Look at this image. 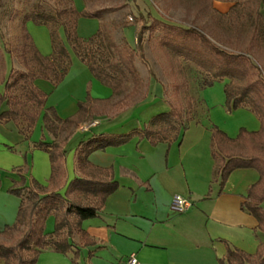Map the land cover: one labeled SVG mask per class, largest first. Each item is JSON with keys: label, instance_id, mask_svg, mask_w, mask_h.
Listing matches in <instances>:
<instances>
[{"label": "trees", "instance_id": "16d2710c", "mask_svg": "<svg viewBox=\"0 0 264 264\" xmlns=\"http://www.w3.org/2000/svg\"><path fill=\"white\" fill-rule=\"evenodd\" d=\"M221 1L229 2L230 6L218 16L234 34L233 39L224 40L225 46L218 45L198 28L159 19L150 12L146 17L139 16L142 28L136 33V47L124 39L119 43L114 40L100 10L82 13L100 21L96 33L86 39L76 34V22L81 13L72 4L68 9L50 12L42 4L34 3L22 16L19 56L25 70L11 68L1 81L0 123L14 124L23 139L28 140L41 119L43 129L54 140L41 139L33 144L34 149L48 155V188L37 183L25 187L21 182L9 190L19 199V206L15 222L0 231V237L9 241L0 240V264H36L38 257L48 250L69 255L71 264H78L80 249L93 245L82 223L96 218L107 198L119 188L112 169L93 166L89 156L109 147L122 146L134 138L146 140L152 147L170 144L195 121L196 101L185 96L183 101H166L168 111L152 116L142 128L123 134H97L80 141L75 149V168L81 176L69 181L65 192L59 193L58 188L66 183L67 141L80 123L103 114L97 106L103 101L87 94L85 101L77 104L74 116L61 119L54 108L46 106L48 95L35 85V81L43 79L58 86L70 69V49L93 78L109 87L114 96H121L110 106L118 114L136 101L144 102L150 95L135 65L137 59L143 62L142 37L148 30L158 32L160 49L198 70L202 75L201 89L216 81H225L223 92L227 111L245 109L258 120V131L240 129L235 138H229L215 126L210 127V156L216 166L220 191L235 170L257 172L258 180L249 186L239 207L255 219L256 229L264 233V55L262 64L253 54L254 50L264 49V20L259 11L264 0ZM27 22L49 27L51 53L48 56L41 55L34 46L25 27ZM59 29L63 30L64 39L59 36ZM245 34L249 38L246 46L241 41ZM2 65L0 57V73ZM129 83L131 87H127ZM184 87L185 84L174 85L176 99V94ZM62 133L64 136L59 138ZM49 217H53L54 226L51 233H46L45 223ZM222 242L226 254L219 264H264L263 245L250 255Z\"/></svg>", "mask_w": 264, "mask_h": 264}, {"label": "crops", "instance_id": "0c3cea01", "mask_svg": "<svg viewBox=\"0 0 264 264\" xmlns=\"http://www.w3.org/2000/svg\"><path fill=\"white\" fill-rule=\"evenodd\" d=\"M229 6L230 4L222 13H225ZM259 11L264 20V3L259 5ZM99 23L98 20V25ZM122 32L125 38L124 28ZM85 68L77 67V74L74 72L75 75H82L83 84L78 87L72 86L70 93H67L65 97H53L57 86L51 82L43 79L35 81V85L48 95L49 107L54 108L59 118L66 119L74 116L78 110L77 104L85 101L87 92L92 99L103 101L97 105L98 108L103 109V114L95 116L89 123L98 122L101 119L112 121L119 118V115L125 113L126 110L135 109L143 103L136 101L118 114L111 112L110 106L121 96H114L109 87L93 78ZM71 72L70 68L68 74ZM146 85H148L150 95L154 93L163 99L161 84L148 81ZM129 86L128 84L127 87ZM196 101L203 112V100L197 98ZM129 120L117 126L109 125L106 128L97 123L87 131H82L81 127L89 125L88 122L80 123L69 137L65 147L66 151L71 141L79 134H87L100 126L102 128L93 135L123 134L125 130L122 129ZM194 123H198V118L191 124ZM7 125L13 126L20 140H23L12 123H0V130H2L1 127ZM35 132L39 135L32 137L31 141H25L26 147L24 145L22 147L25 148V154L27 151L30 153V155L26 154V157L29 155L27 163L30 165L27 171L29 174L31 171L35 173V178L39 181L41 174H37L36 163L39 164L40 169L43 168V175L46 176L50 175V164L47 157L36 152L32 146L41 139L45 142H52L54 139L43 129L41 119L33 129V134ZM63 136L62 133L59 138ZM182 141L177 146L173 143L169 146L159 144L152 147L146 140L139 141L134 138L122 146L109 147L89 156V162L93 166L112 169L113 179L119 184V188L107 198L102 212L96 218L82 223V228L92 239L93 245L80 249L78 264H122L130 255L136 256L138 264H216L215 261L226 254V249L218 242L219 240L226 241L231 247L250 255L259 245L264 246V233L256 229L255 219L239 207L249 186L258 180L257 172L251 169L235 170L236 173L242 172L240 184L226 186L222 193H218L214 198H212L213 191L208 200L213 202L214 207L209 208L205 205L207 202L205 195L210 176L207 173L203 176L193 175L192 165L181 158L177 150L181 147ZM197 143L198 141H194L190 146L193 148ZM12 145L10 139L0 134V158L5 156L13 159L15 157L11 154L14 150ZM203 146L205 157L206 154H210V149H207L206 142ZM162 148L163 150L167 148L164 165L163 160H157L158 157L154 156V152L158 150L162 153ZM75 149L67 152L66 169L67 172L71 170V174L67 175V181L81 176L75 168ZM174 155H177V158H174ZM215 170L216 166L213 163L212 170H210L213 178ZM2 176L0 172V182H2ZM43 179V181H48L49 178ZM1 187L0 183V190ZM174 197L188 200L191 207L185 212H177L173 203ZM262 206L264 208V203ZM2 229L0 226V231ZM209 246H213L214 255L208 251ZM204 250L210 254L202 253ZM36 264H71V261L69 255H61L48 250L38 257Z\"/></svg>", "mask_w": 264, "mask_h": 264}, {"label": "rangeland", "instance_id": "374dc122", "mask_svg": "<svg viewBox=\"0 0 264 264\" xmlns=\"http://www.w3.org/2000/svg\"><path fill=\"white\" fill-rule=\"evenodd\" d=\"M34 3L42 4L43 8L50 12L60 9H68L72 4L74 8L81 13L77 21L76 33L78 37L84 39L89 38L96 33L98 29V20L96 18L86 17L82 13L85 11L95 12L99 10L101 12L103 11L102 16L104 22L111 30L114 40L119 43L123 39H126L129 45L135 47V34L142 28V22L140 21L139 16L143 15L146 17L147 12H150L154 17L159 19L174 22L185 27L198 28L220 46H225V39L234 38L232 30L218 16V14H222L230 4L229 2L221 0H0V57L3 59L0 73V91L3 90V84H1V81L6 78L11 68L25 70L19 56V47L22 42L20 23L22 16ZM147 20L150 23L151 20ZM25 27L33 44L37 47L39 52L45 56L49 55L51 52L49 27L38 26L32 22H27ZM123 28L125 38L123 37ZM58 34L64 39L62 29H59ZM157 34L158 32L152 30H148L143 34V62L137 59L135 65L139 72V76L143 81L144 89L148 87V85H146L148 81L158 82L162 87L163 99L156 96L154 93H151L148 99L137 108L126 110L125 113L119 115V118L112 121L101 119L98 123L106 128L109 125L117 126L119 123L121 124L125 120L130 119L122 129L125 130L123 133H128L132 129H139L147 125L152 116L168 111L169 106L166 101H172L173 103L177 102L178 99L183 101L185 96H188L195 101L197 98L203 100L204 113L202 112V109H199L197 105L198 102L196 101L195 110H198L194 113L195 118H198V123L190 124L188 129L184 133H181L175 141L166 145L169 146L176 143L177 146L183 140L181 147L177 150H179V156L192 165L194 172L193 175L203 176L204 173L209 174L210 177L207 186L209 189L206 188L207 193L205 199H207V202H205V205L210 208V206H213V202L208 199L211 198L213 191L214 195L212 198L218 193H222L226 186H237L242 180V172L231 173L220 191L219 181L216 176L213 178L210 171L213 166L211 156L210 154H206L205 157L203 155L204 142L207 143V149H210V127L215 126L229 138H235L240 129H244L248 132H255L260 129V124L255 116L245 109H237L231 112L227 111L225 107V95L223 92L225 81H216L212 86L201 89L200 82L202 75L193 65L184 63L181 60H176L170 53L160 49L157 44ZM241 41L246 46L249 41L248 36L246 34L242 36ZM242 49H244V46ZM68 50L71 59L70 68L72 72L66 75L64 80L57 86V90L53 97H65L67 93H70L72 86L78 87L83 84L82 75H75V73L77 67L85 68V66L75 57L70 49ZM260 50H254L253 54L258 62L263 64L264 51ZM175 84H185V87L176 94L178 95L177 99L174 97L173 93ZM129 85V87H131L130 83ZM86 87H88V85ZM86 89L88 90V88ZM87 94L88 92L86 93V96ZM46 105L49 107V102H47ZM100 109L101 108H99V111ZM111 112L115 114L117 113L115 110H111ZM89 122L91 121H88L87 124H89ZM101 126L92 129L87 134H79L75 137L69 144L67 152L70 149L74 150L80 141L93 136V133L102 128ZM1 129L0 134L8 140L10 139L13 143L12 146L14 147V150H12L11 154L15 156L13 159L5 156L0 158V172L3 175L1 179L2 182H0L2 184V189L0 190V220H2V222L0 221V226L4 228L5 224L6 226H10L15 222L19 206V199L17 196L9 192L14 184L18 183L20 185L22 182L21 185L31 187L33 183H37L40 186L48 188L49 179H47L48 181H43V178H49L50 175H43V168L40 169L38 163H36L38 169L37 174L42 175V177L39 175V181L35 178V173L31 171L29 174L27 171L29 165L27 162L30 153L26 150V154H29L26 157L24 151L25 148L22 146L24 145V147H26L25 141H31L34 137H37L39 135L37 132L34 134L32 132L29 139H23V141L20 140V137L13 126L7 125L1 127ZM194 141H198V143L192 148L190 145H192ZM35 150L36 152L45 155L48 159L46 153L37 149ZM166 150L167 148L164 150L162 148V153L159 152V150L158 152H154V156L158 157L157 160H163V165L167 158ZM174 158H177V155H174ZM17 170H20V173H18ZM68 174H71V170L67 172L65 161L66 183L58 188L60 194H63L66 190V185L69 182L67 181ZM53 226V217H49L45 223V232L51 233L53 231ZM0 240L7 243L9 242L2 237H0ZM222 241L223 240H219L218 242L224 245L226 249V246ZM218 248H221V246H218ZM208 251H211L213 255L215 254L213 246H211ZM208 251L204 250L202 253L210 254ZM224 256L220 257V259L224 258ZM220 259L216 260L215 263L219 264L218 261Z\"/></svg>", "mask_w": 264, "mask_h": 264}, {"label": "built area", "instance_id": "2783aa9c", "mask_svg": "<svg viewBox=\"0 0 264 264\" xmlns=\"http://www.w3.org/2000/svg\"><path fill=\"white\" fill-rule=\"evenodd\" d=\"M97 123L98 122H92L89 123V125H84L81 127V130L87 131L90 127L96 125ZM173 203L175 210L180 213L187 211L191 207L190 202L186 199H182L181 197H174ZM122 264H138V261L135 255H130Z\"/></svg>", "mask_w": 264, "mask_h": 264}]
</instances>
